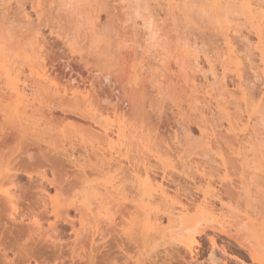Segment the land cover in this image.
Listing matches in <instances>:
<instances>
[{"label": "bare ground", "instance_id": "1", "mask_svg": "<svg viewBox=\"0 0 264 264\" xmlns=\"http://www.w3.org/2000/svg\"><path fill=\"white\" fill-rule=\"evenodd\" d=\"M153 1L163 2L172 16L186 23L192 18L206 21L216 35L225 32L234 19L247 21L255 39L251 46L264 66V0ZM153 1L0 0V264L25 258L18 254L20 238H27L33 229L40 233L30 244L33 259L39 257L50 264H90L105 259L114 264H156L157 260L145 256L156 242H165L166 236V243L175 246L168 249V255L165 252L166 260L196 261L204 249L200 235H205L211 253L215 249L224 253L216 242L213 248V241L221 236L245 252L248 261L235 257L237 260L244 264L264 262V225L248 220L236 227L228 216L218 222L214 208V203H219L227 215L232 211L233 201L224 195L226 187L236 194L237 204L241 193L263 191L264 138L260 146L258 141L247 147L229 141L222 147L216 144L213 132L200 124L203 145H190L176 129L172 132L159 126L151 130L141 114L138 98L144 88L137 78V64H141L137 61L142 45L136 27L139 20L149 42L157 40L159 28L154 29L150 13ZM182 43L175 47L177 71L191 56L189 47ZM226 44L229 53L235 52L231 43ZM238 65L233 73L238 82L234 93H239L247 107V90L239 71L242 66ZM185 73L187 85L197 88L193 72ZM260 92L258 102L250 104L244 115L247 130L252 121L262 120L264 115V92ZM199 108L203 114L204 108ZM230 120L228 131L235 126ZM68 147L71 151L77 147L82 159L68 153ZM151 157L159 171L151 164ZM178 163L183 174L175 175L199 191L197 200L190 194L189 199L186 195L182 198L177 184L169 190L166 183L176 170L177 166H172ZM43 164L48 165L43 179L52 171L60 177L58 189L52 185L44 189L49 197L59 192L55 202L49 198L50 207H43L41 177L33 176L43 171ZM187 169H193L189 176ZM230 171L236 179L231 180ZM213 176L225 184L224 189L219 188L222 193L212 185ZM225 199L231 202L226 205ZM30 203L41 207H34L30 214ZM33 220L38 221V228L30 223ZM51 225L54 227L49 231ZM207 230L210 234H205Z\"/></svg>", "mask_w": 264, "mask_h": 264}, {"label": "rangeland", "instance_id": "2", "mask_svg": "<svg viewBox=\"0 0 264 264\" xmlns=\"http://www.w3.org/2000/svg\"><path fill=\"white\" fill-rule=\"evenodd\" d=\"M152 1L153 0H151V2ZM151 4H150L151 7L150 13L153 18L154 29L159 28L157 30V40L154 43L151 41H150L151 43L149 42V37L147 36L146 33H143L144 29L139 20L137 21L138 24L136 27L138 28L137 30H139L140 42L142 45L141 48L138 49L140 55L142 56H140L139 61H137V63H141V64H137L139 66L137 67L138 68L137 75L139 76L137 78L141 80L143 84L142 86L144 88V93L141 95L140 98H138V100L140 102V109L142 110L141 114H143V116L147 118L146 121L150 123V127L152 126L151 130L154 131V129L152 128L154 127L156 129L159 126L160 127L162 126L164 127V129L170 130L172 132L178 130L180 131L179 133H181L185 137V140L190 145L195 144L197 146L200 145L202 142H204L202 141L203 137H200L201 135L199 131V126L201 124L205 126L208 132H213L217 141L216 144L218 145L222 144V147L225 146L224 144L225 142H229V141H232L231 143L233 142L234 143L236 142V144L239 143L240 146L242 145V147L254 145L256 144V141H258L257 146H260L261 144L259 145V143H262V140L264 138V115L262 116V120L260 117L259 119L256 118L257 120L255 119L256 120L255 122L252 121L250 126L251 128H249L250 130L245 129L244 127L245 124L244 115H246L250 107H252L250 106V104L254 105L255 103L258 102L259 96L261 94L260 91L261 89H264V74L262 73V69L264 66L260 60L259 54L257 53L258 51L256 52L255 48L251 46V44L254 43L255 39L253 35L254 33L251 30L248 22L247 21L243 22V20L240 21V18L239 19L237 18V20L234 19L235 21L231 22L232 25L231 24H229L230 26L227 25L225 32H223L221 35H216L215 29H213L211 24L209 23L207 24L206 21L204 24V22H202L203 20L199 21L197 18H192L193 21L186 23L185 21L180 20L175 16H172L168 6H166L163 2L155 3V1H153V3ZM225 39L226 41L231 43L232 50L235 51V52L232 51L233 55L231 54V52L229 53V51L226 50L227 44ZM179 43L180 44L182 43V45L189 47L188 49L191 51V52L189 51L191 53L189 61L194 60L195 62L190 61V63L193 62L192 65L190 63L188 64L189 61L188 62L182 61L183 64H181V68L182 67L183 68L182 69L178 68L179 71H177L175 65V61H176L175 47L177 48L178 46L177 44ZM190 47L192 49H190ZM217 49H219V51H217ZM228 53L231 54V57L233 56L234 58L232 57L230 59V55ZM191 57L192 58L195 57V58L192 59ZM228 57L230 60H228ZM233 59H235V62H233L234 61ZM236 62L237 63L240 62L239 65ZM235 64H237L238 67L242 66L241 69L239 68L240 69L239 71L243 75L242 77L243 87L244 89L247 90L248 100L245 97L246 101H249V105L247 107H246L247 103L246 105L242 104L243 99H241L239 93L236 92L238 93L239 97L238 95H236V93H234L237 90L236 87L238 83L236 81L237 80L236 73L233 74L237 66V65L235 66ZM189 65H191L189 67L190 69L187 68ZM140 66L142 68H140ZM139 68L141 70H139ZM190 70L193 72V75L191 76H193L197 88H193V87L190 88V86L187 85L186 83L184 77L186 76L185 71L186 72L188 71V74L190 75L192 74ZM255 71L257 74L259 75L261 74V76L256 75ZM176 72L177 74L178 72H180V74L177 75ZM221 73H223V75ZM174 74H176L177 77H175ZM213 74L215 75V77L213 76ZM255 75L257 78H255ZM221 76H223V78ZM183 78L185 81L183 80ZM221 82L223 85H221ZM132 83H133V79H131V84ZM131 84L129 83L127 87H129V85ZM246 85L247 88H245ZM221 86L222 87L224 86L223 87L224 89L222 88L221 90L220 88ZM167 91L169 92V94L166 93ZM220 91L222 92V94L225 92V94L223 95L220 94L221 93ZM195 94L197 95L196 98H198L199 96L198 100H196ZM211 94L213 96H211ZM218 105L221 107H219ZM200 106L204 108L205 112L203 111V114H201V108H199ZM123 107H125L124 109L126 111L127 110L126 104H123ZM222 108H225V110L224 109L222 110ZM234 116L237 117L236 118L237 120H232V117L233 119H235ZM228 117L233 122L235 121L234 129H231L230 131H228V123H229L228 120H230L228 119ZM202 119L203 120L205 119L203 124L201 123L203 121ZM199 121L200 123L198 124ZM206 122L207 124H205ZM208 128H210L211 130ZM248 132H251L249 133L250 136L248 135ZM252 132L254 134H252ZM231 133L236 134V136L233 137ZM254 135L256 136V138L254 137ZM251 137L252 138L254 137L255 140H253ZM253 142L255 143L253 144ZM78 150L79 149L77 147L76 148L74 147L71 151L70 148L68 147V153H73L75 157L79 156V158L82 159V157L80 156L81 152L79 154ZM168 159L169 161L172 162V160H170L171 158L168 157L167 160ZM172 159H174V157ZM151 160L153 162L154 158L151 157ZM174 161L175 163H177L176 159H174ZM152 162L151 164H153L154 167L156 166L155 168L156 171H159L160 170L159 168L157 170L158 164ZM172 164L174 165V162H172ZM178 165L180 164L178 163L177 165L172 166V168L176 166L178 167ZM69 167L72 170H75V168H72L71 164L69 165ZM177 167H176L177 171L175 170V168L173 171L172 168L170 170V172L172 171V173L169 174L171 180H169L170 181L169 184L166 183L167 185L170 186V187L168 186L170 188L168 189L171 190L172 188L173 190L174 186L176 187L175 184H177L179 186V190L182 189V191H180L181 193L179 192L182 198H184V195L187 196L190 194L189 197H191V199L197 200L200 196L199 191L193 188L190 182H188L186 179L184 180L179 176H176L177 175L176 173L179 174L182 173L181 167L180 166L178 167L180 171H178L179 169H177ZM217 167L219 168V166ZM205 168H207L206 165ZM219 169H221V167ZM152 170L155 171L154 169ZM189 170L188 169L185 170L187 171L186 173L187 176L191 174V173L188 174V171L193 172L192 171L193 169L192 170L189 169ZM230 174H232L231 171ZM233 175L234 173L232 174V176ZM214 177L215 176L212 177L214 181V182L212 181L213 182L212 185L216 190L218 189L222 193V191H224L223 189L225 188L222 186L225 184L221 185L222 184V183L220 184L221 181L220 182L218 181L219 177L217 176L215 178ZM230 178L231 180L236 179L234 176ZM261 181H264V179H261ZM235 182H233V185H235ZM187 185H188L187 187L188 190H186ZM182 186L184 188H181ZM221 187L223 189H219ZM226 188L225 191L227 193L226 192L225 193L227 195L224 194L225 198H227L226 196H228L229 198H231V201L233 202L231 201L227 202L228 199L227 200L225 199L226 201L224 200L225 202L223 203L228 205V203L231 202L232 204L230 203V206L232 211L231 212L229 211L227 215L226 209H223L226 211L225 212L221 210L220 208L221 206L219 205V203L217 204L214 203L215 213L218 222H220V220L221 222H223V220L227 219L228 216L233 219L232 220L234 221L233 224L235 223L237 225L236 227H238L239 225L243 226V224L245 225L248 222V220L253 222L255 221L254 223H256V225L258 223L264 225V189L262 192H257L255 190H254L255 192H253L252 190L251 193H247L245 195L241 193L240 201H238V203L239 202L240 203L237 204L235 202L236 194L233 191L231 192L228 187ZM184 189H185V193L183 194ZM190 189H192L191 192ZM221 215L224 217H222ZM238 215L240 216V218ZM229 220L231 221V219ZM164 222L165 221H163V223ZM234 227L232 228L235 229ZM206 233L210 234V231L207 230L205 231V234ZM167 237L169 239V236H166V238ZM166 238L165 240L167 241ZM198 239L201 245H203L202 247L204 248L201 250V255L196 260L198 264H205L206 261L207 264H213L212 263L213 261L211 260H214L215 258L222 259L225 252L228 254V259L237 257V259L239 258L243 261L244 260L248 261L245 252L238 249L232 243V241H228L224 239V237L217 236V238L215 239L217 246L218 247L222 246L224 253L222 251L220 252L219 249H215L214 252L211 253V248L210 249L208 248L210 247V245L208 242H206L205 235L203 236L200 235ZM166 241L165 242L158 241L159 243L156 242L154 246L152 245L153 248L151 247V250L147 254L148 256H145L147 260L159 259V261L161 262L164 259L166 260L168 257L167 256L165 257V252L166 254L167 253L169 254V250L171 251L175 248V246L166 243ZM149 253L151 254L153 259L151 258Z\"/></svg>", "mask_w": 264, "mask_h": 264}, {"label": "snow or ice", "instance_id": "3", "mask_svg": "<svg viewBox=\"0 0 264 264\" xmlns=\"http://www.w3.org/2000/svg\"><path fill=\"white\" fill-rule=\"evenodd\" d=\"M261 39L262 41H264V32L261 33ZM261 91L264 92V89H261ZM261 100L264 101V95L261 96ZM220 159H223V156H221ZM40 167L43 169V171L33 173V176H39L42 179V185L39 191L44 192V189L47 188L48 185H52L53 188L58 189L60 187V184L57 182L60 179L58 173L56 171H52L51 173H48L49 178L45 180L43 179V177L45 176L47 172L48 165L43 164V165H40ZM52 167L55 168V165H53ZM69 179L71 178L69 177ZM58 196H59V192H57L55 196H51V197L48 196L47 192H44L45 198L43 200V207H50L48 204L49 198L55 202ZM34 207L40 208L41 206L39 204L33 205L30 203L28 206V211L30 214ZM51 207H54V204ZM52 214L55 216L56 212L53 211ZM13 219H18V218L15 215H13ZM30 223L36 224L37 228L39 227L38 221L33 220V221H30ZM53 227L54 225H51L49 228V231H51ZM37 235H40V233H38L35 229H33L29 231V233L27 234V238H24V237L20 238V248H19L18 254L21 256H24L25 258L15 259L11 261L10 264H50V261L41 260L39 257H36L35 259H33V256L35 254L32 252L30 248V244L33 238ZM213 248H215V241H213ZM90 264H114V262L111 260L105 259V260H93L90 262ZM156 264H198V262L195 260L188 261V262H185L183 260H179V261L165 260L161 262L157 260ZM205 264H207V261L205 262ZM213 264H244V262L237 260L235 257H233L232 259H228V254L225 252L223 258L219 261H213ZM262 264H264V262H262Z\"/></svg>", "mask_w": 264, "mask_h": 264}]
</instances>
